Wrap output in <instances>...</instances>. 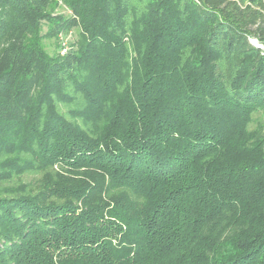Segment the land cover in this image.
I'll return each mask as SVG.
<instances>
[{"label":"trees","instance_id":"trees-1","mask_svg":"<svg viewBox=\"0 0 264 264\" xmlns=\"http://www.w3.org/2000/svg\"><path fill=\"white\" fill-rule=\"evenodd\" d=\"M62 2L0 0V264H264L263 0Z\"/></svg>","mask_w":264,"mask_h":264},{"label":"rangeland","instance_id":"rangeland-1","mask_svg":"<svg viewBox=\"0 0 264 264\" xmlns=\"http://www.w3.org/2000/svg\"><path fill=\"white\" fill-rule=\"evenodd\" d=\"M52 1H53L52 5H54V8H56V10L58 12L66 11L65 5L63 4L62 0H52ZM263 3H264V0H263ZM258 9H260L262 11V13L264 14V6L259 7ZM74 36H75V31L70 30L67 33L59 34L57 36V39L47 38L44 40L46 49L48 51H53L56 48V49H59L61 53H63L64 49L66 48V46L68 45L70 40H73ZM34 177H36V176L35 175H26V176H23L21 181L31 183V181H33ZM18 182H19L18 180L3 181V182H0V187L14 185Z\"/></svg>","mask_w":264,"mask_h":264}]
</instances>
